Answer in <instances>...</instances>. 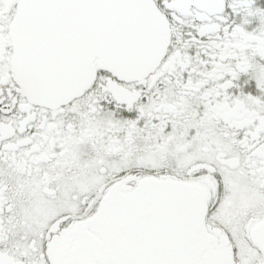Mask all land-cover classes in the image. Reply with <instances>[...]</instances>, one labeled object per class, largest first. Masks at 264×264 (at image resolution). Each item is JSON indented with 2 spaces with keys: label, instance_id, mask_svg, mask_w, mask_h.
I'll return each mask as SVG.
<instances>
[{
  "label": "snow or ice",
  "instance_id": "obj_1",
  "mask_svg": "<svg viewBox=\"0 0 264 264\" xmlns=\"http://www.w3.org/2000/svg\"><path fill=\"white\" fill-rule=\"evenodd\" d=\"M0 264H264V0H0Z\"/></svg>",
  "mask_w": 264,
  "mask_h": 264
}]
</instances>
